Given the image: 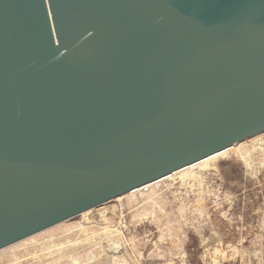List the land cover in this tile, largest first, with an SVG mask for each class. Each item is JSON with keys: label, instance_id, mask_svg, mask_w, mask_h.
<instances>
[{"label": "water", "instance_id": "95a60500", "mask_svg": "<svg viewBox=\"0 0 264 264\" xmlns=\"http://www.w3.org/2000/svg\"><path fill=\"white\" fill-rule=\"evenodd\" d=\"M263 133L264 0H0V250Z\"/></svg>", "mask_w": 264, "mask_h": 264}, {"label": "rangeland", "instance_id": "374dc122", "mask_svg": "<svg viewBox=\"0 0 264 264\" xmlns=\"http://www.w3.org/2000/svg\"><path fill=\"white\" fill-rule=\"evenodd\" d=\"M233 158L219 160L217 170L207 173V184L214 194L207 195L203 202L204 214H192L189 220L193 223L178 227L175 239L174 235L161 239L152 223L130 224L131 211L120 209L118 199L64 223L92 226L112 220L118 224L122 234L114 235V240L122 248L116 251L110 247L106 255L109 264H259L255 252L264 255V172L253 177ZM176 184L174 191L180 190ZM193 196L191 201L195 202ZM98 261L95 258L84 264Z\"/></svg>", "mask_w": 264, "mask_h": 264}, {"label": "bare ground", "instance_id": "6f19581e", "mask_svg": "<svg viewBox=\"0 0 264 264\" xmlns=\"http://www.w3.org/2000/svg\"><path fill=\"white\" fill-rule=\"evenodd\" d=\"M231 157L240 161L251 176L258 177L264 172V133L117 198L119 208L131 211L130 224L152 223L160 231L161 239L170 235L175 239L180 231L178 227L189 226L190 215L204 214L203 202L207 195L214 194L207 184V173L217 168L219 160ZM176 183L180 190L174 191ZM192 195L195 202L191 201ZM88 219L92 220H85ZM117 225L112 220L92 226L63 222L0 250V264H84L95 258L99 260L95 264H109L106 255L110 247L116 251L122 248L114 240V235L122 234ZM97 246L102 247L96 249ZM260 253L255 255L262 264L264 255Z\"/></svg>", "mask_w": 264, "mask_h": 264}]
</instances>
